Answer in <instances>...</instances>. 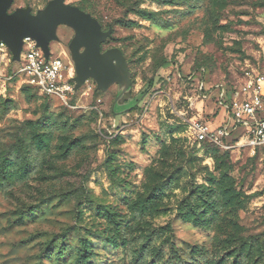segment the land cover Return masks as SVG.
<instances>
[{
	"label": "rangeland",
	"instance_id": "1",
	"mask_svg": "<svg viewBox=\"0 0 264 264\" xmlns=\"http://www.w3.org/2000/svg\"><path fill=\"white\" fill-rule=\"evenodd\" d=\"M52 1L12 0L8 14ZM65 4L96 19L129 89L87 77L66 103L41 96L21 71L26 48L13 61L4 47L0 264H264V148L191 130L219 127L221 101L264 72V0ZM58 37L50 53L72 80V32Z\"/></svg>",
	"mask_w": 264,
	"mask_h": 264
},
{
	"label": "water",
	"instance_id": "2",
	"mask_svg": "<svg viewBox=\"0 0 264 264\" xmlns=\"http://www.w3.org/2000/svg\"><path fill=\"white\" fill-rule=\"evenodd\" d=\"M11 2L12 0H0V43H4L11 51L13 61H19L25 38L34 40L36 47L48 58L49 43L56 39L57 26L66 24L76 33L70 44L78 76L71 80L75 91L78 84L87 77H92L102 89L114 81L120 85L124 83V89L129 86L125 64L119 54L112 51L101 53V44L105 41L106 34L101 31L96 19L89 14L65 4V0H53L37 15H33L29 8L8 14ZM81 47H84V50L79 53ZM125 91L122 94H125Z\"/></svg>",
	"mask_w": 264,
	"mask_h": 264
},
{
	"label": "built area",
	"instance_id": "3",
	"mask_svg": "<svg viewBox=\"0 0 264 264\" xmlns=\"http://www.w3.org/2000/svg\"><path fill=\"white\" fill-rule=\"evenodd\" d=\"M4 47V43H0V53L5 51ZM24 47L26 63L21 71L26 76L27 85L35 88L39 95L57 98L66 103L68 97L75 94V89L64 60L52 57L51 53L46 58L30 38L23 40L22 50ZM235 96L229 104L224 105L223 98L226 96L223 94L221 102L225 116L219 127L210 130L206 124L195 122L191 127L193 136L198 141L229 147V142L224 140L237 134L234 138L236 140L231 141L236 147L250 148L253 152L264 148V72L246 73L235 89ZM227 102L226 99L225 103Z\"/></svg>",
	"mask_w": 264,
	"mask_h": 264
},
{
	"label": "crops",
	"instance_id": "4",
	"mask_svg": "<svg viewBox=\"0 0 264 264\" xmlns=\"http://www.w3.org/2000/svg\"><path fill=\"white\" fill-rule=\"evenodd\" d=\"M60 27H66V28H68L71 32H72V37H71V40H70V44L72 43V41L75 39V36H76V33H75V30L72 28V27H70V26H68V25H66V24H59L58 26H57V28H56V32H55V36H56V39L55 40H53V41H51L50 43H49V51H50V45H51V43H53V42H56V43H58L59 42V37H58V31H59V28ZM59 44V43H58ZM69 48H70V46H69ZM81 48H83V50H84V47H81ZM65 53L61 50V48H60V52H59V56H61V57H64L65 58V56H63ZM113 63H114V61H113ZM116 81H114L113 83H115ZM124 86H125V84H124ZM124 86H122V87H124ZM126 89H122L121 90V94L123 93V91H125V92H128V89H129V86H126L125 87ZM131 101V100H130ZM126 104V103H125ZM124 105V104H123ZM223 115V116H222ZM221 117H222V119H221V121L223 122V119H224V116H225V113H223L222 114V112H221V115H220ZM222 124V123H221Z\"/></svg>",
	"mask_w": 264,
	"mask_h": 264
},
{
	"label": "trees",
	"instance_id": "5",
	"mask_svg": "<svg viewBox=\"0 0 264 264\" xmlns=\"http://www.w3.org/2000/svg\"><path fill=\"white\" fill-rule=\"evenodd\" d=\"M151 85L152 86L154 85V78L152 80H150V82H149V84L147 86H151ZM33 89H35V88H33ZM36 92H37V90H36ZM37 94H38V92H37ZM41 96H43V95H41ZM46 97H48V96H46ZM85 254H86V251L85 250L82 252V254H80L81 261H84L86 259Z\"/></svg>",
	"mask_w": 264,
	"mask_h": 264
},
{
	"label": "bare ground",
	"instance_id": "6",
	"mask_svg": "<svg viewBox=\"0 0 264 264\" xmlns=\"http://www.w3.org/2000/svg\"><path fill=\"white\" fill-rule=\"evenodd\" d=\"M21 40V39H20Z\"/></svg>",
	"mask_w": 264,
	"mask_h": 264
}]
</instances>
